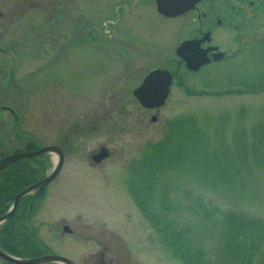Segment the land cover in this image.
<instances>
[{"label": "rangeland", "instance_id": "obj_1", "mask_svg": "<svg viewBox=\"0 0 264 264\" xmlns=\"http://www.w3.org/2000/svg\"><path fill=\"white\" fill-rule=\"evenodd\" d=\"M227 2L243 15L239 27L227 20L214 28L226 58L189 71L175 51L190 35L193 13L163 16L155 0H0V161L30 151L29 141L38 149L67 142L63 169L38 194L28 223L40 256L75 264H186L167 242L168 227L184 236L180 242L200 264H233L223 247V214L264 219V5ZM155 68L172 71L175 83L165 105L148 110L133 91ZM190 130L195 134L184 139ZM163 142L180 160L161 172L143 161L158 144L159 159ZM101 146L112 155L94 167L91 155ZM231 157L228 184L217 175ZM54 160L48 154L43 168L32 167L42 179ZM147 174L153 187L144 193ZM134 190L158 220L145 218ZM21 230L20 248L28 251ZM256 255L264 258V243ZM0 264L15 263L0 256Z\"/></svg>", "mask_w": 264, "mask_h": 264}, {"label": "trees", "instance_id": "obj_2", "mask_svg": "<svg viewBox=\"0 0 264 264\" xmlns=\"http://www.w3.org/2000/svg\"><path fill=\"white\" fill-rule=\"evenodd\" d=\"M185 122L189 125L192 124L190 120ZM178 129L182 130L181 123H178L176 130ZM177 133L181 135V131H177ZM193 134H195V131L193 132L192 130H190L188 136L182 133V137L184 139L192 138ZM158 145L154 147L149 146L150 149L152 150L145 157L143 162L148 164L152 163L153 166L156 164V166L159 169H161V172H163L162 165L164 166V170L166 171L167 168H171L173 164H177L180 160V157L174 156L170 146L167 145L166 142H163L160 144V151H161L160 158L159 159L156 158L155 150L159 149ZM192 145H194V143H192ZM28 146L30 150L34 148L36 149V147L38 149V146L35 144L29 143ZM2 147L3 144L0 138V159L4 154V150L2 149ZM255 158L257 159V156ZM42 159L43 158L41 157V158H34L26 161H21L9 167L10 169L8 171L6 172L3 171L0 173V214L7 212V210L12 204L13 197L16 194H18L23 189L27 188L28 186L35 183L38 179H40L42 171L40 172L37 167H41V168L44 167ZM200 159L201 161L203 160V158L201 157V153H200ZM162 161L163 163H161ZM226 163L227 164H225L221 169H218V172L220 174L219 175L216 174V175L219 180H223L225 182H228V184H230L231 176H232L231 169L233 165L232 157L227 159ZM33 164L37 165L36 167L37 169H34L32 167ZM218 166H220V162ZM130 167H131V171L135 169V165L133 164L130 165ZM213 167H214V163L212 160L210 168L213 169ZM139 171L137 170V172ZM229 172L230 174H228ZM150 178H151L150 174H147L145 181L142 180L145 182L143 185H141V187L144 189L143 191L144 193H148V187L151 188L153 187L148 185L151 184L149 182ZM133 193L138 199V203L144 212L143 214L145 218L150 220L156 218V220H158L157 218L160 217L153 215L152 212H150L146 208V200L141 201L137 197L138 194H136L135 190L133 191ZM199 205L200 206L196 205L198 210L200 211L201 209L202 214L208 217L209 219H211L213 212L212 211L207 212L204 209L203 204L199 203ZM20 209L21 208L19 207L17 212L14 214L13 218L10 221H7L2 227V230H0V246L9 254H12L17 257H22V258L27 256L39 257L42 251L38 250L37 248H34L35 244L33 242V239L29 235L28 236L25 235V236L27 237V240L31 242V246L33 248L29 246L28 251L22 250L20 248L21 246L20 244L22 242L26 244V239H23L25 241L20 240L17 232V230H20L22 228L21 226L24 224L23 221L24 216ZM222 223H223L222 237L224 240L223 247L225 249L224 250L225 253H227L230 263L251 264L253 260L254 264H262L264 258H259L256 254L259 253V246L264 243V219H261L259 217L249 216L245 212L230 210V211H226L223 214ZM156 224L157 225L155 224L154 225L160 228L161 226H163L161 220L158 223L156 222ZM175 234L174 236L171 235L167 227V233L165 237L167 236L168 238H170V240H168L167 242L169 243L170 248L174 250L176 256L186 264H200L197 257L200 260L201 258L198 255L196 257L195 254L191 253V249L188 246V244L185 245L180 242V240L184 236L178 237L180 233H177L176 235ZM224 263L225 262L220 260V264H224Z\"/></svg>", "mask_w": 264, "mask_h": 264}, {"label": "water", "instance_id": "obj_3", "mask_svg": "<svg viewBox=\"0 0 264 264\" xmlns=\"http://www.w3.org/2000/svg\"><path fill=\"white\" fill-rule=\"evenodd\" d=\"M200 1L202 0H156V5L160 14L165 15L167 17H176L194 9L196 4H198ZM194 43V41H186L182 43L177 49V54L181 55V52L187 48L189 49V47L195 49L196 46L194 45ZM206 63H208V60H206L205 58H202L201 60L196 58H194L193 60L192 58V60L187 61V66L189 69L197 70ZM172 84L173 77L169 71L154 70L147 75L141 86L134 91V94L143 107L148 109L160 108L165 104L167 98L169 97ZM156 119V117H153L152 120L156 121ZM52 153L56 154L58 157L53 172L50 175L46 176L44 179L25 189L18 196H16L13 208L9 211L8 214L0 217V224L12 217L22 197L33 192L34 190H41L45 188L51 181H53V179H55V177L62 170L64 164V154L59 147L47 146L35 152L16 153L0 161L1 170L10 163L20 161L26 158L41 157ZM106 156V150H102L100 151V153L93 156V159L98 162ZM67 230L68 228H66V231ZM0 256L15 264H74L70 259L60 255H45L43 257H39L33 260H21L7 254L6 252L0 249Z\"/></svg>", "mask_w": 264, "mask_h": 264}, {"label": "flooded vegetation", "instance_id": "obj_4", "mask_svg": "<svg viewBox=\"0 0 264 264\" xmlns=\"http://www.w3.org/2000/svg\"><path fill=\"white\" fill-rule=\"evenodd\" d=\"M237 1L240 2V6H242V0H237ZM244 2H248V5L251 7L254 6V4L259 6V3H262L264 5V0H257V1L244 0ZM203 6H206L207 9H204ZM189 13L195 14L196 17L191 19L193 28L190 32V35L186 37L184 41L185 40L196 41L194 43L196 48L193 49L192 47H189V49L187 48L184 51H182L181 56L178 57L179 58V61L177 62L178 65L180 66L183 65L186 68V61L192 60V58L193 60L194 58L199 59V60H201L202 58H205L206 60H208L207 64H215L219 61H223V59L226 58V52L221 51L219 44L215 43V40L213 37L214 28L220 27L221 25H223V23L227 24L226 23L227 20L231 27L233 28L239 27L237 22L240 20L241 16L243 15V12L241 10L239 11L235 6L230 5V3L227 2V0H202L201 2L198 3V5L193 10L183 14L182 16H185ZM182 16H179V17H182ZM234 22L236 24H234ZM173 80L175 81V79ZM66 143L67 142H64V144L62 143L63 146L57 145L64 151L65 155H66L65 146H67ZM104 148L105 146H101L99 151L95 152L94 154L99 153ZM94 154L91 155L92 159H93ZM111 155H112L111 151L110 152L108 151V156L106 157V158L109 157L108 159L104 158L100 162H96L93 159L95 164H93L92 166L94 167L101 166L102 163H104L105 161L111 158ZM38 194L39 193L37 192L33 195L26 196L23 200V204H25L23 209L25 210V208L28 207L27 209L30 212L29 216L34 211V205H35L36 199L38 198ZM6 213L0 214V216H3ZM29 216L24 217V219L28 218ZM65 227H68V226L65 225L63 229H65ZM22 230L25 231V228ZM68 234L73 235L74 230L70 229ZM26 235L28 236L29 233L26 232ZM101 247L103 248V250L105 249L104 246H101ZM101 256H102L101 258V262H102L105 260V259L103 260L104 253H101Z\"/></svg>", "mask_w": 264, "mask_h": 264}, {"label": "bare ground", "instance_id": "obj_5", "mask_svg": "<svg viewBox=\"0 0 264 264\" xmlns=\"http://www.w3.org/2000/svg\"><path fill=\"white\" fill-rule=\"evenodd\" d=\"M35 151H38L37 149H32V150H30V151H28V152H35ZM29 159H34V158H26V159H24V161H26V160H29ZM54 161H55V163L57 162V158H56V156L54 157ZM14 163V162H13ZM45 178V177H44ZM44 178H42V179H44ZM41 179V177H40V180H42ZM47 187V186H46ZM45 187V188H46ZM45 188H43V189H37V190H35V191H37L39 194H41L42 192H43V190L45 189ZM25 189H27V188H25ZM25 189H23L21 192H19L18 194H16L14 197H13V200H12V203H15V198H16V196H18L20 193H22ZM26 197V195L24 196V197H22V199L20 200V202H19V204H18V207H20L21 209V212L23 213V216L24 217H27V216H29V211H28V207L27 208H25V210L23 209V207L25 206V204H23V200H24V198ZM40 197V196H39ZM35 207V206H34ZM25 211H26V214H25Z\"/></svg>", "mask_w": 264, "mask_h": 264}]
</instances>
